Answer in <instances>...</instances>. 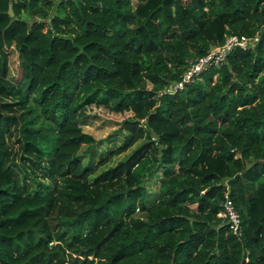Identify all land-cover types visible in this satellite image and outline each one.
<instances>
[{
  "label": "trees",
  "instance_id": "16d2710c",
  "mask_svg": "<svg viewBox=\"0 0 264 264\" xmlns=\"http://www.w3.org/2000/svg\"><path fill=\"white\" fill-rule=\"evenodd\" d=\"M89 109L141 139L99 172ZM0 264H264V0H0Z\"/></svg>",
  "mask_w": 264,
  "mask_h": 264
},
{
  "label": "rangeland",
  "instance_id": "374dc122",
  "mask_svg": "<svg viewBox=\"0 0 264 264\" xmlns=\"http://www.w3.org/2000/svg\"><path fill=\"white\" fill-rule=\"evenodd\" d=\"M141 1L142 0H132V3L135 5ZM16 57L17 55L14 52L9 55V63L11 65L10 73L14 76H16L18 68V61ZM8 103L13 104L11 100H9ZM130 114L131 113L128 112L123 115H115L103 109H89L84 115L79 117L76 121L77 125L80 126L84 133L90 134L96 141V146L92 153L88 154L85 151L87 149L86 145H82L78 150L77 154L83 165H91L94 162L96 163L101 159L106 158L104 162L98 166L97 172H99L108 166L116 164L139 144L141 139L132 143L129 147L124 148V151H117L120 146L124 145L128 141L129 132L126 129H121L119 127H122L120 124L121 120L130 116ZM17 144L14 142V147L20 151L21 148L19 147V144ZM111 151L112 153L110 154ZM15 162L19 164L18 156L15 158ZM156 185L157 180L152 181L151 183L148 182V186L150 188H155Z\"/></svg>",
  "mask_w": 264,
  "mask_h": 264
},
{
  "label": "built area",
  "instance_id": "2783aa9c",
  "mask_svg": "<svg viewBox=\"0 0 264 264\" xmlns=\"http://www.w3.org/2000/svg\"><path fill=\"white\" fill-rule=\"evenodd\" d=\"M259 36L258 32L250 37L245 35L229 36L223 44L213 47L206 55L191 61L181 74L180 79L165 87L164 92L174 93L176 91H181L186 85L193 82L196 76L203 70L210 67H219L233 48L239 47L241 49H247L254 46L258 42ZM218 216L226 221V224L229 225L233 233L241 235L242 229L239 212L235 208L232 199L227 194L225 195L222 208L218 212Z\"/></svg>",
  "mask_w": 264,
  "mask_h": 264
},
{
  "label": "water",
  "instance_id": "95a60500",
  "mask_svg": "<svg viewBox=\"0 0 264 264\" xmlns=\"http://www.w3.org/2000/svg\"><path fill=\"white\" fill-rule=\"evenodd\" d=\"M8 14H9L10 16H13V15H14V12H13V9H12V4H9V5H8Z\"/></svg>",
  "mask_w": 264,
  "mask_h": 264
}]
</instances>
